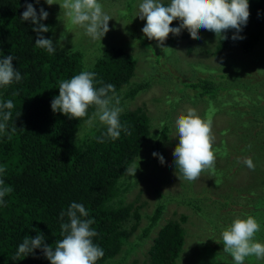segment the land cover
<instances>
[{"label":"trees","instance_id":"1","mask_svg":"<svg viewBox=\"0 0 264 264\" xmlns=\"http://www.w3.org/2000/svg\"><path fill=\"white\" fill-rule=\"evenodd\" d=\"M26 3H32L38 15L41 7L47 11L46 7L36 3V0H0V59L12 55L13 66L23 77L20 82L14 81L9 86L0 87V102L11 99L14 103L7 128L0 133V167L6 169L0 173V179L4 181L5 186L13 189L3 198V205H0V264H51L41 248L15 260L13 257L25 237L35 238L38 234L44 236L45 244L54 248L56 241L63 238L61 223L69 222L66 215L62 221L60 214L66 213L73 202L83 204L89 213L85 219L95 221L91 228L98 235L92 238L93 243L104 251V256L98 259L96 264H109L118 254L122 253L126 257L132 250V246L125 250L124 246L130 244L128 239L134 233L140 213L139 206L134 205L136 199L125 201V193L133 182L125 180L124 183L123 179L127 174L126 168L137 162L144 144L150 139L152 121L144 107H124L120 121L122 125H127L131 135L121 131L117 140L104 137L106 126L96 120L91 127H87V133L77 138L78 129L91 116L94 108H89L88 116L79 120L69 119L63 113L54 112L51 102L59 95V83L87 70L96 74V81L102 80L104 85H114L115 93L127 86V98L146 90L150 82L165 81L169 86L168 97L158 101L159 110L169 114V110L171 113L185 101H195V91L194 95L200 99L195 101V106L201 105L202 115L207 120L220 115L223 108L229 110L228 101L219 95L220 92L230 89L229 92H233L239 84L245 91H254L260 86V81L250 78L242 82L246 76L239 81V66L236 71L232 70L234 61L224 58L220 69L197 67V72L202 75L194 74L185 81L169 78L171 76L168 74L161 78L156 75L157 72L148 74L147 71H139L143 72L144 78L132 82V78L138 76L137 60L133 54L119 46L105 49L93 67L84 68L79 51L53 54L36 47L35 41L39 37L33 28L37 25L21 18ZM132 4V0L126 2L125 15L132 12ZM249 11L248 22L238 33L244 38L233 40V35L237 34L236 30H226L223 35L227 36V39L222 36L216 38L210 51L212 55H223L235 43H239L245 53L253 51L264 34V0H249ZM178 21H173L171 27H179L180 24L175 25ZM41 23L49 28V31L42 35L52 40V28L48 18ZM186 35L182 31L178 36L170 33V39L165 41L164 46H169L172 41L179 44L180 38ZM140 36L142 37L138 31L137 35L132 33L134 40ZM140 40L145 47L142 52L145 61L163 57L159 56L158 49L161 47L157 41ZM251 64L253 61L250 66ZM173 65L176 66V62L162 70L170 73L173 71ZM151 70L155 72L156 68L152 67ZM155 78L157 80L152 81ZM258 79L264 83V74ZM177 84H180V87H177ZM95 86L99 88L102 85L97 83ZM119 99L121 105L123 97ZM229 115L235 118L230 122V126L239 131L238 135L230 144L223 135L227 133L231 136L228 132L230 126L221 128L217 133L219 137L212 144L213 150H218L217 155L228 157L225 176L234 179L240 170L235 166L240 163L235 150L242 149L240 152L249 151L264 156V122L252 126L253 116L249 112L246 114L236 110ZM164 120L166 118L160 116L157 122L161 138L168 133V125ZM12 128H16V131L12 132ZM101 139L103 142H100ZM156 143L159 146V140ZM225 152L227 155L223 154ZM176 170L179 173L178 169ZM255 171L258 174L255 178L250 176V184L247 187L233 188L237 196L244 200V207L240 206L234 210H246L249 215L264 211V168L260 167ZM226 196L229 198L230 194L227 193ZM228 203L227 201L226 204ZM162 207H156L150 224L143 229L141 236L148 235L151 226L161 214ZM260 215L264 223V212L263 216L261 213ZM186 218V215L181 214L178 219H171L162 226L143 254L145 262L176 264L186 242L183 226ZM259 239L260 243L264 244V233ZM195 245H199L198 241ZM261 260L251 256L245 259L244 264H260ZM145 262L142 264H146ZM128 264L138 262L133 260ZM224 264H233V258Z\"/></svg>","mask_w":264,"mask_h":264},{"label":"rangeland","instance_id":"2","mask_svg":"<svg viewBox=\"0 0 264 264\" xmlns=\"http://www.w3.org/2000/svg\"><path fill=\"white\" fill-rule=\"evenodd\" d=\"M127 1L129 0H98L103 6V11L112 19L109 21V31L102 38V41H93L85 34L83 28L72 26L69 23L59 4L49 6L45 0H40V3L46 7L49 13L48 22L52 28V41L55 52L79 51L82 55L83 67L90 68L93 67L96 59L102 55L105 49L115 46L122 47L133 54L137 60L136 73L138 76L133 77L132 82L144 78L142 76L143 72L139 71H147L148 74L157 72L156 75L161 78L168 74L171 76L169 78L174 77L181 82L194 74L202 75L197 72L198 68L208 69L214 67L216 70L220 69L222 59L229 58L234 61L232 62L234 64L232 70L236 71L237 66L240 68L239 81L246 76L242 82L252 78L259 80L260 86L255 88L254 91H245L246 89L239 86V84L236 85L237 88L233 92H229L231 89L220 92L219 95L228 101L229 110L223 108L220 115L210 119L211 134L214 139L212 143L219 137L217 134L219 129L230 126V122L235 118L231 117L229 113H234L236 110L246 114L249 112L253 116L252 126L264 122V83L261 79H258L263 77L264 74V34L251 52H243L239 43H235L223 55L219 56L212 55L210 52L217 38L214 32L201 29L199 31L201 38L192 39L188 30L184 29L182 33L187 35L180 38L179 44L172 41L169 46H165L171 48L168 52H164L161 48L158 49L159 56H163L159 60L156 58L154 61H145L142 58V52L145 49L142 40H140L142 37L140 36V39L136 40L132 37V33L137 35V31L142 35V28L146 24V20H141L137 16L138 6L142 0H132V12L125 15ZM56 2L59 3L61 0H56ZM161 2L168 5L170 0H161ZM177 24H180V21L175 23V25ZM62 33H66L67 38L61 42ZM169 39L170 34L167 40ZM251 61H253V64L250 66ZM174 62H176V66L173 65V71L169 73L162 70ZM152 67L156 68L155 72L151 70ZM230 71L231 69L228 72L230 73ZM156 80L155 78L152 81ZM177 87H180V84H177ZM127 90L128 87L124 86L118 93H115L119 98L123 97L120 107L123 110L124 107L126 109L144 107L152 121V127H150V139L144 144L142 154L137 158V162L134 161L135 163H133L137 166L135 176L126 174L123 179L124 183L125 180L133 182L132 186L129 187V191L125 193V201L129 202L136 199L134 205L139 206L140 213V219L135 226L134 233L128 239L130 244L124 246V250L129 246H132V250L126 257L122 253L118 254L116 259L110 261L109 264H128L133 260H136L138 264L145 262L143 254L152 244V239L155 238L157 232L165 223L171 219H178L181 214L187 217V220L183 223L186 242H184L176 264H224L232 257L223 252L222 231L236 218H246L249 215L246 210H234L240 206L243 208L244 200L237 196L233 188L247 187L250 184V176L255 178L258 174L255 170L260 167L264 168V156L240 152L242 149L235 150L237 160L240 161L235 166L239 167L240 170L239 175L231 179L232 177L226 178L225 176L228 157L216 154L214 173L210 170L203 171L194 182L180 179L173 156L174 149L179 143L175 121L181 114H186L189 108L195 109L197 114L205 119L202 115L201 105L195 106V101L200 99L194 95L195 91H193V100L195 101L191 103L185 101L181 106L173 109L171 113L169 110V114H165V111L159 110L157 105L162 98L166 99L168 97L169 86L165 81L160 83L150 82L146 90L144 89L126 98ZM160 116L166 118L164 121L168 125V133L164 138L160 137V127L157 123ZM154 117L155 120H153ZM236 120L239 123V120ZM88 126L86 121L80 126L77 131V133L79 132L77 138L87 133ZM228 132L231 136L227 133H223V135L231 144L239 131L237 132L230 126ZM157 140L160 142L159 146H157ZM153 152L163 155L165 162L162 164L158 156L154 157L152 155ZM249 157L255 165L254 170L248 168L243 162L245 158ZM138 173H140V176L136 178ZM227 193L230 194L229 198H226ZM227 201L228 204H226ZM158 205L163 206L161 214L151 226L148 235L141 236L143 229L150 224L151 216ZM263 212L250 214L261 225V230L254 237L257 242H260L261 239L259 238L264 233V223H262L260 215L261 213L263 216ZM196 241L199 243L198 246L195 245ZM263 261L264 259L261 260L260 264Z\"/></svg>","mask_w":264,"mask_h":264},{"label":"clouds","instance_id":"3","mask_svg":"<svg viewBox=\"0 0 264 264\" xmlns=\"http://www.w3.org/2000/svg\"><path fill=\"white\" fill-rule=\"evenodd\" d=\"M51 6L59 4L62 12L68 18L72 26H78L85 30V34L93 41L101 40L109 31V21L112 19L103 11V6L98 0H45ZM40 3V0H36ZM126 14V13H125ZM49 13L40 8L39 15L32 3H26L22 20L31 21L37 27L33 31L39 37L35 41L37 48L45 49L48 53H55L53 41L45 38L42 33L49 28L41 23L47 20ZM137 16L146 20L142 28V39L145 42L155 40L164 52L171 48L165 47L164 42L169 34L180 35L181 31L187 29L192 39H200L201 29L212 31L216 37L222 36L226 30L235 29L236 35L232 39H243L238 33L242 26L248 22L249 0H170L165 5L161 0H142L138 6ZM179 20V27H171L173 21ZM66 33H62L60 41L66 39ZM149 39V40H148ZM13 56L0 59V87L11 85L14 81L20 82L23 77L13 66ZM96 74L91 71H81L71 79L62 80L59 83V95L51 102L54 112L63 113L69 119H80L88 116V109L94 108L91 116L86 120L89 126L98 120L101 125L106 126L104 137L117 140L121 131L131 135L127 125H122L120 114L123 109L119 106L120 99L115 94L112 84L104 85L103 81H96ZM100 84L99 88L95 85ZM109 93H112L109 95ZM17 95V93H13ZM14 103L11 99L0 102V133L7 128V122L12 117ZM179 143L175 147L173 156L179 178L189 182L196 181L201 173L206 170L215 172L216 151L213 150L211 120L202 119L195 109L189 108L186 114H181L175 121ZM12 132L16 128H12ZM79 132L77 133V137ZM103 142V139L100 140ZM250 155H254L247 151ZM227 155V153H223ZM159 157L160 162H165L163 155L156 152L152 154ZM244 164L254 170L252 159L245 158ZM6 169L0 167V173ZM137 166L132 164L126 168L129 176H135ZM217 184V182H216ZM13 189L5 186L0 179V205L3 198L11 193ZM65 215L69 222L61 223L62 239L56 241L55 247L44 243V236L38 234L35 238L25 237L19 245L13 260L22 255H29L35 249L41 248L51 264H96V261L104 256V251L93 243V237L98 233L91 228L95 222L93 219H85L89 213L83 204L73 202L67 212H61L60 219L63 221ZM261 230L257 219L251 215L246 218H236L221 233L223 252L233 258V264H244L246 258L254 256L256 259H264V244L257 242L254 237ZM217 243H221L216 241Z\"/></svg>","mask_w":264,"mask_h":264}]
</instances>
